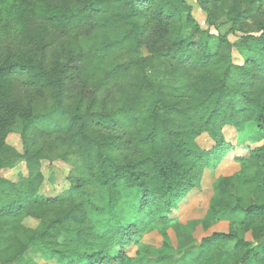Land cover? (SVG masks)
I'll use <instances>...</instances> for the list:
<instances>
[{"label":"trees","instance_id":"obj_1","mask_svg":"<svg viewBox=\"0 0 264 264\" xmlns=\"http://www.w3.org/2000/svg\"><path fill=\"white\" fill-rule=\"evenodd\" d=\"M196 1L212 3L217 33L189 0H0V264H264V21L255 34L238 23L264 0ZM223 12L237 25L227 33ZM54 157L73 166L69 188L41 198ZM229 157L252 174L218 177L204 217L178 225L230 229L180 255L165 224ZM20 159L27 176L1 175ZM156 229L162 246L131 259L127 247Z\"/></svg>","mask_w":264,"mask_h":264},{"label":"rangeland","instance_id":"obj_2","mask_svg":"<svg viewBox=\"0 0 264 264\" xmlns=\"http://www.w3.org/2000/svg\"><path fill=\"white\" fill-rule=\"evenodd\" d=\"M193 7H194V16L195 19L199 22V24L202 26L204 30H211L212 33H217L218 30L211 26L212 23L208 21L207 17V9L205 8H211L212 3H206L199 5V3L196 0H189ZM231 9H235L236 4L234 2H230L229 4ZM261 11H264V4L263 9ZM257 12L254 17L249 16L247 18H243L240 22V28H242V31L250 32L251 34H255L254 32L260 29V26L262 25V21H264V14L263 12ZM245 17L248 15H244ZM217 25L220 26V30L223 33L229 32L231 29L236 27L237 25L233 23L227 22V18L225 16V13L223 12L222 15L219 16L217 20ZM230 40L232 42H239L240 39L237 40V37L234 35H230ZM247 42L250 45H253L255 43V40L251 38H247ZM143 56L149 55V52L147 50H143L142 53ZM242 54L236 50L234 52V60L238 64L244 63ZM149 76L154 80L158 81L160 78V74L156 70H150L148 71ZM229 136L232 134V131H228ZM199 142L203 147H210L212 144L211 139L207 135H203L199 138ZM8 143L16 148L18 151L23 152L24 145L22 136L19 132H13L9 138ZM244 152V151H241ZM234 155V154H232ZM231 155V156H232ZM42 169L45 176L44 184H42L39 196L41 198H56L57 196L61 195L65 189L69 188V179L71 172L74 170L73 166L61 158L54 157V158H43L42 160ZM241 165L240 163L233 160V157H229L227 160H224L219 166H217L214 170L207 169L205 176L203 178V181H201V185L197 187L195 190H193L184 200H182L176 209H174V212L172 214V218H174V221H168L165 224V231L167 232L168 239L171 242L172 248H174L178 253L181 255L184 252H191L192 254H195L198 252V249L196 248V242L201 240L202 237H205L209 235L213 227L210 228V230L206 231L202 228V226H197L194 230L193 236L184 234L180 227L179 223H187L190 220L194 219H200L204 217L206 213V209L209 207V201L213 195V185L214 182L218 179V177L222 175H232L235 173H238L239 175H242L243 177H247L252 174V171L249 169H246L241 172ZM1 175L5 178H7L10 181L17 182L22 177H25L28 175V168L27 163L25 159H20L13 167L11 168H5L1 171ZM263 199V198H261ZM24 224L28 227L35 228L38 226L39 222L37 220H34L32 218H26L24 220ZM230 229V224L228 221H224V223L220 225H216L215 230L218 231H228ZM139 237V236H138ZM137 237V238H138ZM164 236L160 232V230L156 229L151 232L144 233L143 237H139V240L135 245L128 246L127 253L128 256L131 257V259L134 260L135 257L138 255V250L141 246V244H147L152 245L155 247H160L163 244ZM248 240H252V237L250 234H248L247 237ZM154 256V255H153ZM152 256V257H153ZM38 261V260H37ZM40 261V264H55L52 261ZM136 264H139L137 262Z\"/></svg>","mask_w":264,"mask_h":264},{"label":"crops","instance_id":"obj_3","mask_svg":"<svg viewBox=\"0 0 264 264\" xmlns=\"http://www.w3.org/2000/svg\"><path fill=\"white\" fill-rule=\"evenodd\" d=\"M222 223H224V221H222V222L218 223V224H217V226H218V225H220V224H222ZM215 227H216V225H215V226H213V230H215Z\"/></svg>","mask_w":264,"mask_h":264}]
</instances>
